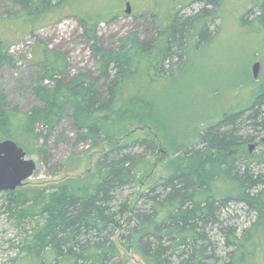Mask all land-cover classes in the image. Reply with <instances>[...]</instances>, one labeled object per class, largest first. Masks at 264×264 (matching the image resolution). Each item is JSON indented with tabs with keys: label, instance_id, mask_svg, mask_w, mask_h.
<instances>
[{
	"label": "trees",
	"instance_id": "trees-1",
	"mask_svg": "<svg viewBox=\"0 0 264 264\" xmlns=\"http://www.w3.org/2000/svg\"><path fill=\"white\" fill-rule=\"evenodd\" d=\"M174 1L164 23L152 14L158 33L150 43L134 32L114 48L98 45V27L116 9L107 0H10L13 9L0 14V71L15 69L13 47L68 17L85 28L95 60L93 74L71 76L65 56L39 42L30 65L38 73L30 90L39 104L21 113L0 91V142L10 139L26 150L43 139L38 151L47 157L48 136L68 120L78 140L100 152L94 184H64L25 199L18 190L5 193L0 214L18 226L34 224L22 246L14 245L21 264H126L119 246L145 264H264V151L246 149L264 143V84L246 107L202 120L182 135L152 117L148 94L128 89L171 77L190 45L198 49L211 38L220 0H196L206 8L189 16L181 14L188 3ZM252 1L264 34V0ZM135 125L154 133L135 137L129 132ZM161 135L172 147L165 159L171 171L135 196ZM231 204L256 219L240 235L226 213Z\"/></svg>",
	"mask_w": 264,
	"mask_h": 264
},
{
	"label": "rangeland",
	"instance_id": "rangeland-1",
	"mask_svg": "<svg viewBox=\"0 0 264 264\" xmlns=\"http://www.w3.org/2000/svg\"><path fill=\"white\" fill-rule=\"evenodd\" d=\"M183 1L188 3L181 12L183 16L193 15L205 7L200 1L177 0L179 3ZM175 2L120 0L116 3L107 0V4L115 6L116 9L110 19L108 18V22L99 25L98 45L114 48L120 38L134 32L139 34L141 40L150 43L158 33L152 14L164 23ZM220 2V18L209 25L211 38L198 49L194 48V45H188L189 54L187 58L185 56L180 70H175L171 77L155 79L153 82L145 80L142 85L133 84L128 87L131 93L139 91L144 95L148 94L152 103V117L160 123L165 122L167 127L172 126L176 135L192 130L196 124H201L202 120L216 121L226 112L246 107L253 95L260 90V85L264 84V34L255 22L257 9L253 7L254 2ZM127 3L131 4L130 15L125 13ZM11 9L13 8L10 0L0 1V14ZM251 9L253 13L248 14ZM39 42L48 50L60 52L65 56L71 76L80 71L92 74L95 71L93 42L89 40L85 28L77 18L68 17L58 24L48 26L39 31L36 38L28 36L25 43L11 50L17 61L15 69L4 67L0 71V91L7 96L9 107H17L21 113H28L33 106L39 104L30 90L38 76L36 68L30 65L37 58ZM257 62L261 64V68L259 77L255 79L252 69ZM142 87L144 89L140 90ZM41 130V127L37 128V132ZM131 131H134L135 137L154 133L149 125H135L132 129L129 128V132ZM160 138L156 155L150 157L143 168V184L138 186L135 196L160 176L171 171L165 159L172 155V147L162 135ZM44 143V140L40 139L26 150L23 147L29 159L36 162L37 172L17 189L22 199L35 195L38 190L50 193L64 184H72L76 188L84 186L85 183L94 184L98 180L99 149L90 142L78 140L71 121L65 120L48 136L47 157L38 151ZM251 144H255L256 153L264 151V143H261V140L249 143L247 150ZM6 197L5 193H0V206ZM226 213L231 217V223L240 229L239 235L256 220L241 204H231ZM33 226L32 220H26L25 224L18 226L7 214H0V264H21L18 260L20 250L14 245L22 246L25 232L30 231ZM115 242L118 244L117 239ZM119 248L121 258L126 264H145L139 255L120 246ZM48 264H53L51 259Z\"/></svg>",
	"mask_w": 264,
	"mask_h": 264
},
{
	"label": "water",
	"instance_id": "water-1",
	"mask_svg": "<svg viewBox=\"0 0 264 264\" xmlns=\"http://www.w3.org/2000/svg\"><path fill=\"white\" fill-rule=\"evenodd\" d=\"M125 13H132L131 4H126ZM261 64L253 65V76L259 77ZM252 153L255 144L249 146ZM37 172V164L33 159H29L27 152L15 141L7 139L0 142V193H12L22 187L25 182L32 178Z\"/></svg>",
	"mask_w": 264,
	"mask_h": 264
}]
</instances>
